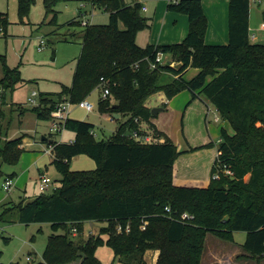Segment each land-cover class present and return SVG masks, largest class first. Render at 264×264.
I'll return each mask as SVG.
<instances>
[{"label": "trees", "instance_id": "16d2710c", "mask_svg": "<svg viewBox=\"0 0 264 264\" xmlns=\"http://www.w3.org/2000/svg\"><path fill=\"white\" fill-rule=\"evenodd\" d=\"M18 1L23 17L36 0ZM57 1L45 0L48 12ZM81 1L104 7L110 13L109 22L85 27L72 85H64L61 92L41 93L38 105L30 110L39 118L51 119L64 96L79 103L105 77L110 80V94L101 99L100 111L122 117L118 130L103 138L92 133V122L69 117L65 128L74 131L76 138L49 141L52 163L62 174L60 186L50 195L43 192L5 210L17 209L19 221L25 224H51L43 259L35 264H105L97 256L103 244L112 247L114 261L124 264H146L149 248L160 250L156 264H201L209 232L231 240L237 231L247 232L242 245L246 251L264 257V43L251 39L250 0L229 1V42L225 44L206 42L203 0H169L168 10L188 15L187 36L177 43L145 46L137 42L138 33L150 26L141 4ZM56 18L57 14L52 21ZM10 22L8 12L0 11V35L7 33ZM158 51L172 54L176 62L151 68ZM0 63L5 67L0 79V99L4 100V92L24 79L1 54ZM192 67L200 70L186 79ZM184 89L193 98H208L234 130L222 128L219 155L207 187L174 184V162L181 151L169 136L164 142L146 143L133 135L141 130V121L151 122L150 96L164 91L172 98ZM24 137L0 142V180L15 177L3 165L19 162ZM80 154L95 159L97 167L73 170L71 161ZM184 212L195 218L182 219ZM89 221L106 225L100 233L84 236Z\"/></svg>", "mask_w": 264, "mask_h": 264}, {"label": "rangeland", "instance_id": "374dc122", "mask_svg": "<svg viewBox=\"0 0 264 264\" xmlns=\"http://www.w3.org/2000/svg\"><path fill=\"white\" fill-rule=\"evenodd\" d=\"M126 1L132 2L133 0ZM82 8L83 11L88 10L87 16L81 17L82 20L88 19L91 24L109 22L110 13L108 10L80 0L57 1L50 12L47 11L45 0H36L29 13L23 17L20 14L18 0H0V11L8 12L11 21L8 33L0 35V54L6 57L9 67L20 70L24 79L16 84L15 89L7 90L5 100L0 99V142L21 135H26L34 140L32 147L28 146L33 150H25L17 164L5 163L3 165L7 174L15 171L17 177L23 176L20 188L14 186L11 191H6L1 187L6 177L0 180V194H11L10 199L13 198L12 200L16 203L22 200L27 203L43 193L39 189L38 181L41 173L51 176L60 183L62 174L52 163V154L47 151L49 144L44 143L43 136L47 139L66 142L76 138V133L65 127L62 131L52 130L50 118H39L36 112L30 110L33 105L29 102V97L33 91L38 93L42 91L57 92L62 89L63 84L72 83L76 59L81 51L82 37H77L73 41H58V37L52 34L56 26L51 22L57 14L59 25L66 26V23L72 20ZM149 8L148 11L142 10L143 15L149 18L150 26L138 33L137 42L139 44H146L147 41H150L151 35L159 38L163 32L164 20L159 21L154 18L156 3L149 0ZM263 9L264 3L258 7L260 12L256 11L253 17V21L259 20V24L254 27L252 33L257 35L255 41L260 43H264V27L261 26L264 22ZM92 14L93 16H91ZM64 25L61 30L67 32L66 28L63 29ZM122 26L124 27V25ZM74 27L80 34L85 28L83 25ZM41 39H45L46 43L42 49H39ZM48 40L54 41V44H49ZM172 58L176 62V57ZM4 71L5 67L0 63V79L3 78ZM0 91H2L1 88ZM101 96L103 97V87H98L87 98L95 105L93 110L88 111L75 106V104L72 109L73 116L90 120L95 124L94 131L98 134V138L111 136L118 125L117 121L103 120L101 117L99 111ZM213 111L216 112L214 109ZM178 125L179 123L176 121L174 138L180 135L181 126ZM214 139L217 140V138ZM38 155L39 158L34 160ZM96 167L95 159L87 154H80L78 158L71 161L73 170H90ZM53 192L54 188L51 187L44 193L50 195ZM0 214L2 215L0 218V264H35L42 260L43 252L52 232L50 223H22L18 219L17 209L5 212L2 206H0ZM104 225L106 222L97 221L92 234L100 233ZM40 228L42 230H39ZM91 229H93L91 222H86L84 236H87ZM32 236H35L33 240ZM246 236V231H237L233 239L227 240L209 232L205 241L203 261L210 254H215L218 258L222 255L230 260L235 259V264H264V257L245 252L242 245ZM29 255L33 256L31 260L27 258ZM97 256L105 264H117V261H114V251L107 244L98 247Z\"/></svg>", "mask_w": 264, "mask_h": 264}, {"label": "crops", "instance_id": "0c3cea01", "mask_svg": "<svg viewBox=\"0 0 264 264\" xmlns=\"http://www.w3.org/2000/svg\"><path fill=\"white\" fill-rule=\"evenodd\" d=\"M152 1L156 3L154 18L156 20L158 19L159 21L161 19L164 20L163 21V32L159 38H156L155 36L151 35L150 41H147L146 44H140V45L145 46L149 43L150 44H170V43H177V42L183 41L185 37L187 36L189 32V27H190V21H189L188 15L182 12L168 10L169 0H152ZM229 1L230 0H203L204 10L208 18V28H207L205 40L209 44H225L229 42ZM146 3H147V8H148L146 11H148L150 10L149 0H147ZM263 3H264V0H250L251 39L253 35H255V37L257 36L255 33H252V32H253L254 27L258 26L259 24V20H257V22L253 21V17L256 11L260 12L258 10V7L260 5H263ZM83 8L80 9L78 14L74 15V18L72 20H69L66 23L67 24L66 26L64 24L59 25L57 18L55 22L53 21L51 22L54 26H56L53 29L52 34L58 37V41H73L77 37H82V40L80 42L81 51H82V45L84 41V30L80 34L76 30V27L74 26L82 25L81 17L87 16L88 10L85 9L83 11ZM262 12L264 13V9ZM73 21H78L79 23L78 22L73 23ZM63 25L65 26L63 27V29L66 28L67 32L63 30L64 33H61L63 32L61 30ZM261 26L264 27V22H262ZM7 33H8V29H7ZM252 40L255 41V39H252ZM47 42H49V44L50 43L54 44V41L48 40ZM79 56L80 54L78 55V57ZM78 57L75 63L74 74H75ZM199 70L200 69L196 67L190 68L185 74V78L191 79L199 72ZM73 80H74V75H73ZM73 80H72V83H73ZM72 83L63 84L62 89L57 92H61L63 90L64 85L71 86ZM98 87L100 88L102 86L99 85L96 88ZM6 92H4L3 94L4 100H5ZM48 92L57 93L53 91H42L39 93V95L41 93H48ZM89 95L86 98H88ZM101 99H102V96L99 100V111H100ZM74 104L75 106L88 110L86 107L82 106L79 103H74ZM73 106H72V109H73ZM147 106L152 109L154 107H163L164 109L159 111L157 115H153L150 120L151 122L141 121L140 129L146 133L151 132L155 135L161 136L162 138H164V141L166 139L165 136H169L178 146L179 151H181V153L179 154V156L174 162V173H173L174 184L176 186L207 187L211 182L213 165L215 163L217 156L219 155V142L221 140L222 128H226L230 133L234 132L229 121L223 119L220 112L216 109L214 104H212L209 101L208 98L204 96L193 98V94L189 89L182 90L181 92H179L177 95L173 96L172 98L167 97L164 91L157 92L149 97V99L147 100ZM213 109L216 110L217 113L214 112ZM100 115L103 118V120L117 121L118 125L115 129V132L118 130L119 125H120L119 118L122 117L121 113L119 114V116L116 114L112 116L108 113H102L100 111ZM218 116L220 117L219 120L216 119V117ZM70 117L81 119L77 116H73L72 110L70 113ZM81 120H84V119H81ZM86 121L92 122L90 120H86ZM176 121L179 123L178 126H181V128H180V135L177 136V138H174V134L176 133L175 132ZM216 123H220V124L217 125ZM150 125H153L154 127ZM173 126L175 127L173 128ZM94 127H95V124H94ZM0 130H1V127H0ZM93 131H94V128H93ZM95 134H96L95 136L97 137L98 134L96 132ZM214 138H217V140H215ZM42 140L45 141L44 143L49 144L50 139H47L46 137L43 136ZM62 142H66V141H62ZM210 143H213V145H209ZM33 144H34V140H32L28 136L26 137L25 135L21 146H23L25 150H33L28 147V146L32 147ZM79 156L80 155H77L74 158H78ZM38 158H39V155L36 156L34 160ZM52 161H53V158H52ZM22 177L23 176L17 177V175H15L14 177L15 187L20 188V185L22 184ZM59 181H61V178ZM1 187L3 189V185ZM10 196L11 194L10 195L3 194V193L0 194V203H2L0 206H2V209H4V211L10 206L18 204L14 200H12L13 198L10 199ZM7 198L10 200H8ZM21 202H23V200ZM91 224L93 226V229L90 230L89 234L94 232L95 230L94 226L96 225V221H91ZM39 230H42V228H40ZM34 237L35 236H32L31 239L33 240ZM159 255H160L159 249L157 248L147 249L145 252L146 264H156L159 258ZM203 263L204 264H229V263L235 264L236 262H235V259L230 260L229 258L227 259L226 256L223 257L222 255H220L218 258V256L216 257L215 254H210V256H207V259H205V261H203V257H202L201 264ZM74 264H77V263H74ZM117 264H124V263L117 262Z\"/></svg>", "mask_w": 264, "mask_h": 264}, {"label": "built area", "instance_id": "2783aa9c", "mask_svg": "<svg viewBox=\"0 0 264 264\" xmlns=\"http://www.w3.org/2000/svg\"><path fill=\"white\" fill-rule=\"evenodd\" d=\"M133 3H139L142 6V10H147V0H133ZM93 16V14H92ZM91 24L90 21L87 19L82 20V25L83 26H87ZM252 39H255V35L252 36ZM46 40L42 39L41 40V48H43L44 44H45ZM172 54L170 53H166L164 51H158L157 55H156V59L155 61L151 62V68H157L160 64H166L169 63L173 60L172 58ZM100 86L103 87V97L102 98H106L109 94H110V80L102 77L99 83ZM29 102L32 105H38L39 103V93L37 91H33V93L31 94V96L29 97ZM74 103H72L71 99H69L68 96H65L63 98V100H61L56 107L52 110L51 112V129L52 130H56V131H62L63 128L65 127V122L66 120L70 117V113L72 110V106ZM79 104H81L82 106L86 107L88 110H93L94 109V104L91 103L87 98L83 99L82 101L79 102ZM217 120L220 119V117H216ZM138 120V119H137ZM141 130H137L133 133V135L139 139L142 140L146 143H152V142H164V138H162L161 136L155 135L153 133H141ZM92 133L94 135L95 132L92 130ZM47 151H49L52 154V146L49 145V149H47ZM53 157V155H52ZM229 171V170H228ZM231 172V171H229ZM214 177L217 179L220 177V175L218 173H216L214 175ZM14 177H6L3 185V189L6 191H11V189L14 186ZM57 180L53 179L51 176L46 175L45 173L41 174L39 177V187L40 190L45 192L46 190H48L49 188L53 187L54 190L56 188L59 187V183L57 184ZM167 210H170V207H167ZM182 219L184 220H190V219H194L195 216L193 214H190L188 212H184L182 214ZM146 223H144V225L142 226V228H145ZM119 230H122V227L119 226L118 227ZM126 229L129 231L130 230V226L128 225L126 227ZM77 229L74 228V233H77ZM32 255H29L27 258L28 260L32 259ZM13 264V263H10Z\"/></svg>", "mask_w": 264, "mask_h": 264}, {"label": "water", "instance_id": "95a60500", "mask_svg": "<svg viewBox=\"0 0 264 264\" xmlns=\"http://www.w3.org/2000/svg\"><path fill=\"white\" fill-rule=\"evenodd\" d=\"M115 106H118V104H116ZM163 109H164L163 107H154L152 109V113H153V115H157V113ZM115 114L119 116L120 113H115ZM233 178H235V177L233 176Z\"/></svg>", "mask_w": 264, "mask_h": 264}]
</instances>
